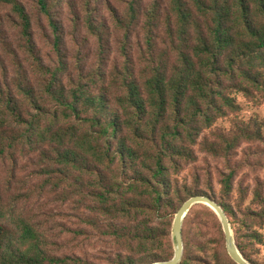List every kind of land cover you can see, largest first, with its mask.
<instances>
[{"label": "rangeland", "instance_id": "obj_1", "mask_svg": "<svg viewBox=\"0 0 264 264\" xmlns=\"http://www.w3.org/2000/svg\"><path fill=\"white\" fill-rule=\"evenodd\" d=\"M20 1L30 19L36 44L34 51L41 64L31 54L22 53L25 47L19 39L17 20L10 14L8 5L0 3V79L3 83L0 96L18 94V86H29L45 112L55 113L56 101L62 100L58 97L66 99L81 91L90 97L107 98L109 114L117 111L130 124L132 110L117 99L127 94L126 83L141 78L152 57V54L146 55V37L137 27L138 20L132 19L129 7L135 0H48L49 17L39 11L35 0ZM148 1L144 0L140 11ZM155 1L162 30L163 22L171 18L167 12L170 0ZM55 37L60 38L58 43ZM163 41L169 39L164 37ZM152 53L161 64L171 58L168 45H160ZM60 62L63 68L53 80L51 73L40 69L54 71L59 69ZM236 102L238 107L234 113L219 119L212 129L198 137L193 147H187L191 150L188 158H179L174 164L165 159L168 172L159 185L163 199L156 206L155 240H147L145 236L142 243L129 242L110 235L111 227L125 219L118 213L108 221L111 217L92 199L96 195L93 187L100 182L87 172L71 168L63 190L54 192L51 186L43 188L47 177L38 156L43 150L39 145L22 147L16 152L10 151L7 157H0V203L12 205L16 211L27 207L37 222L56 230L83 231L79 236L73 234L57 243L60 257L77 254L88 264H122L119 256L132 254V261L127 264H150L173 257L175 215L189 198L206 196L226 213L244 258L253 264H264V88L252 97L238 94ZM90 114L87 109L81 116L85 120ZM150 133L145 129L139 135ZM126 137L131 144L134 138L131 130ZM213 145L217 146L214 151ZM125 161L129 163L126 166L117 161L116 166L107 169L98 167L105 169L99 178L104 177L108 182L148 176L142 159L132 164L129 159ZM230 174L234 182L228 191L221 181ZM78 178L83 185L81 192L74 188ZM26 199L31 201L30 205L24 203ZM252 212L263 216H251ZM182 235L184 252L180 264H235L227 253L218 217L205 205L191 208L184 220Z\"/></svg>", "mask_w": 264, "mask_h": 264}, {"label": "trees", "instance_id": "obj_2", "mask_svg": "<svg viewBox=\"0 0 264 264\" xmlns=\"http://www.w3.org/2000/svg\"><path fill=\"white\" fill-rule=\"evenodd\" d=\"M35 2L49 17L48 0ZM143 2L132 1L129 8L146 37V55L152 57L141 78L126 83L127 94L117 99L132 110L130 124L117 111L109 114L107 98L90 97L81 91L66 99L58 97L62 100L56 101L55 113L45 112L29 86H18V94L0 96V157L39 145L43 150L38 156L47 177L43 188L51 186L54 192L63 190L71 168L93 175L100 183L93 187L96 195L92 199L111 217L108 221L118 213L125 219L112 226L109 234L139 243L145 236L147 240L156 238V206L163 199L159 185L168 172L165 159L174 164L179 158H188L191 150L187 147H193L219 119L236 111L238 94L252 97L264 88V0H170L167 12L171 18L163 22L162 30L156 1L149 0L140 11ZM0 3L8 5L17 20L19 39L25 47L22 53L31 54L41 64L24 5L20 0ZM51 25L56 31L52 21ZM164 37L169 41L164 42ZM59 40L54 38L55 43ZM160 45H168L171 51L165 64L153 57ZM58 68L40 69L51 73L53 80L63 68L62 62ZM2 86L0 79V94ZM87 109L91 114L84 120L81 114ZM145 129L151 133L139 135ZM128 130L134 135L131 144L126 137ZM212 148L214 151L217 146ZM126 159L131 164L142 159L148 176L108 182L99 178L105 169L98 167L107 169L117 161L126 166ZM232 176L221 181L228 191L234 182ZM74 188L81 192L79 178ZM24 203L30 205L31 201ZM7 205L0 203V264H88L77 254L60 257L57 244L83 231L56 230L37 222L27 207L16 211ZM132 257L119 256L122 264L131 263Z\"/></svg>", "mask_w": 264, "mask_h": 264}, {"label": "water", "instance_id": "obj_3", "mask_svg": "<svg viewBox=\"0 0 264 264\" xmlns=\"http://www.w3.org/2000/svg\"><path fill=\"white\" fill-rule=\"evenodd\" d=\"M198 204H203L209 207L218 217L222 225L226 243V250L230 258L236 264H253L250 261L246 260L238 249L229 219L222 207L211 198L201 195H196L186 200L175 215L172 229V236L175 240L173 257L167 261L154 262L150 264H180L184 252V242L182 235L183 223L191 208Z\"/></svg>", "mask_w": 264, "mask_h": 264}]
</instances>
